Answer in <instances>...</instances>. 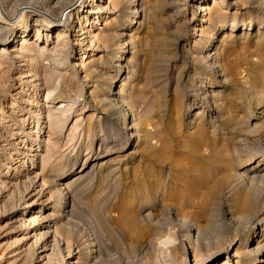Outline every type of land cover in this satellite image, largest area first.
<instances>
[{"label":"bare ground","instance_id":"bare-ground-1","mask_svg":"<svg viewBox=\"0 0 264 264\" xmlns=\"http://www.w3.org/2000/svg\"><path fill=\"white\" fill-rule=\"evenodd\" d=\"M253 4L259 10L264 8V0H212L211 4L210 0H0V16L10 18L18 11L22 14L14 30L5 32V28L0 26V84L3 85L5 80L3 76L7 66L4 65H12V60L19 58V63L15 62L18 69L22 66L29 70L19 73L21 83L13 92L9 106L13 110H23L32 115L29 119L33 118L28 121L13 114L4 122V115L9 112L5 108L0 112V136L8 133V130L12 134L9 139L0 137V142H5L3 146L0 144V151L9 146L16 153V156L10 155V152L8 154L17 165H5L6 171H0V190L10 192L8 196L11 198L6 196L10 203L8 209L17 212V228L23 235L15 238L19 245L15 250L16 264H104L99 261L104 242L99 244L93 240L86 244L85 258L78 257L76 262H72L74 243L66 238V253H63L60 233L65 231V236H73V228L68 221L75 216L76 210L68 209L66 193L90 174L95 166L99 165V169L106 166L110 159H103L105 155L118 153L140 142L145 148L141 165L132 171L135 184L132 190L136 191L132 194V200L118 207L114 215L106 210V202H101L102 206H98L99 200L95 202L92 199V202L90 199L86 203L93 221H97L95 226L99 225L102 231L106 230L117 240L122 246L123 256L144 260L142 264H216L222 257L220 253L226 251L225 261L221 264H260L263 261L264 153L257 150L251 156L241 155L239 161L242 163L255 160L253 167L243 171H238L235 167L237 163L225 167L223 164L231 158V151L222 149L217 138L222 130L229 134L230 126H237L238 119L244 120V114L248 113L249 107L244 106L243 98L232 96L241 87L236 81L240 74L238 62L226 58L221 63L218 58L235 37L246 36L247 39L258 28L257 42L264 38V32H261L264 18L250 9L254 7ZM108 12H119L116 14L121 18L119 22L115 18L110 23V18L104 16ZM101 19L105 20L104 24ZM0 23H6L5 19ZM143 26L159 34L158 38L155 37L157 45L154 48L158 57L151 53L154 60H150L154 79L150 78L152 83L148 79L147 85H153V81L162 83H159L160 87L175 83L172 97L169 93L170 98L163 97L165 89L161 92L159 87L160 90L153 88L145 92L143 87L141 90L136 84L130 85V76L126 77L130 73L134 75L137 70H131L129 66L134 54L138 55L136 48L141 43L138 33ZM163 31L173 35V38L168 36V40L172 38L167 40L168 45L163 38H167V34L162 36ZM191 39H194L193 48H188ZM249 40H244L243 45ZM115 44L118 49L116 59L120 62L115 64L116 75L106 73L104 78H108V82L104 81L107 83L92 86L90 99L95 109L86 121L80 118L83 112L76 114L74 120L72 116L76 112V104L84 96L90 81L102 72L99 66L104 62L102 58H94V53L114 49ZM9 47L11 49L7 50ZM150 49L152 51L153 47ZM165 51L169 52V56L164 55ZM130 52L131 59L126 61V53ZM111 55L109 53V57ZM197 62H205V67H195ZM177 68L179 71L175 74ZM186 69L188 75L192 74L191 88L201 91L198 101L189 107L197 106L191 115L190 111H184L191 101V98L185 101ZM258 71L252 70L253 79L264 72ZM81 73H84L82 80ZM118 77L121 79L117 80ZM187 83L190 84L188 80ZM225 86L229 89L228 93L222 92ZM164 92H167V88ZM32 93L37 95L35 99ZM258 94L259 101L251 105L247 114L249 118L243 121L248 128L251 127V123H248L250 119L255 121L261 118L259 113L263 109L264 88ZM88 105H85L86 110L90 108ZM98 110L105 114L103 118L99 117ZM14 120L16 126L20 127L25 126L23 120H26V132H14L17 128H12L13 124L9 123H14ZM186 122H191V126L184 132ZM46 128L48 138L44 135ZM66 128L65 146L73 147L70 154L62 152L57 140H53L54 135L63 136ZM16 134L19 136H14ZM78 134L80 137L86 136L83 154L74 150L73 143ZM175 135L179 137L178 140ZM95 142H99V152L94 151ZM20 148L24 150L20 151ZM189 148L195 160L187 162V165L181 162L176 150L181 152ZM55 161L63 162L60 170H56ZM121 161H126V158ZM40 163L41 170L38 169ZM11 169L17 176H11ZM21 171L25 172L22 176L19 175ZM116 171L118 167L107 173ZM215 172L224 175L227 182L219 186L215 177L210 180ZM99 176L102 178L103 175ZM38 179H41V183ZM51 184L56 185L57 190L50 188V196L42 201V205L35 206L40 201L37 198L32 202L27 201L32 187L41 195L47 192L48 188L45 187ZM38 186H41L40 189ZM56 192H59V199L49 208L52 211L44 215L47 205L44 203L52 200ZM17 196L20 203L12 201V197ZM6 199L4 205L8 202ZM239 199L243 204L238 205L245 210L242 214L236 210ZM220 211H225L234 225L232 238L230 235L226 238L219 232L217 222ZM41 219H48L49 225L55 220L54 225L57 226L52 231L38 234ZM202 220H206L205 223ZM252 225L262 230L261 235L237 236L239 233L244 236L245 229ZM100 236L98 240H104ZM31 237H35V240L28 246L26 241ZM186 243L191 250L192 260L190 252L180 254ZM237 243L239 245L232 256L229 250ZM91 246L98 247L92 249Z\"/></svg>","mask_w":264,"mask_h":264},{"label":"rangeland","instance_id":"rangeland-1","mask_svg":"<svg viewBox=\"0 0 264 264\" xmlns=\"http://www.w3.org/2000/svg\"><path fill=\"white\" fill-rule=\"evenodd\" d=\"M211 3H212V0H210V4ZM21 6H22V4L19 7H21ZM1 7H2V5H1ZM250 9L253 10L254 12H257L260 17L264 18V8L259 10L258 7L256 5H254V7L250 8ZM112 13L113 12H108L107 14L104 13V16L107 19H109V18L111 19L112 18L111 20L110 19L108 20V21H110V23L115 18H116V21L118 20V22H119V19H121V18L117 17V15H116V14H119V12L118 13H113V14ZM0 17H1L0 20H4L5 19V21H6V23H0V26L4 27L5 28V32H6L9 29L12 31V30H14L17 27L16 24H18L21 21L22 14H21V12L18 11L16 14L11 15L10 18H4L3 15H1ZM101 21H102L103 24L105 23V20L101 19ZM146 23L147 22L145 21V24ZM136 26H138V25L136 24ZM148 26H149V24H147V27ZM99 27H101V26H99ZM143 28H144V26H143ZM143 28L141 29L142 31H139V33H138V35H139L138 39L140 38V40H141V41L139 40L141 42L140 44L137 43V44H139V46L136 48L139 51L138 55H136V53L134 54V56L132 57V60H133V58H134V60L131 61L130 66H129V69H131V70L133 68H136L137 70L135 71V73L136 72L137 73L136 74L134 73V75L132 73H130L131 75L128 74V75H126V77L130 76V80H129V81H131L130 85H131V83L134 84V85L136 84V87L140 86L141 90H142V87H143V89H144L143 91L148 92V90H149V92H150V90H152L153 88H156V89L158 88L159 89V87L162 85V83H160V82H155L154 83V81H153V85L151 84L152 80L154 79V76H152L151 71H150V70H153L152 64L150 65L151 61L153 62L154 57L155 58L158 57V55H156L157 52H156V50L154 48L157 45L156 39L158 38L157 35H159V34L156 35V33L152 32V31H148L147 28H144V29ZM261 28H262L261 32H264V26H262ZM257 30H258V28L256 30H254L253 33L247 39H246V36L244 38H241L239 36L235 37L234 38L235 40L230 42L231 45L226 47V49L224 50L223 54H225V55L221 54V55H219V58H218L221 63L224 62V60H226V58L233 59L236 62H238V69L240 70V74L238 75V78L236 79V81L238 82V85L241 86V87L237 91L235 90L236 93H234L232 96L234 98H237L238 96L241 99L243 98L242 100H243L244 106L249 107L248 113L251 110V107H252L251 105L253 103H255L256 101H259V98H258L259 94L258 93L260 92V90H262L264 88V72H263L264 71V38L260 39L257 42V40L259 39L258 35H257ZM149 33L151 34V36H150ZM163 34H167V38H165L166 37L165 35H164L165 37H163V38L165 39L164 41L167 42V45H168V43H169L168 41H170V39L173 38V35L168 33V31H163L162 32V36H163ZM168 34H170V35H168ZM152 35H153V37H152ZM168 36L172 37V38H170L168 40V38H169ZM155 37H157V38H155ZM145 38H147L146 39L147 41L145 40ZM249 38H250V40H249ZM33 39H35V38H33ZM149 40H151V41H149ZM191 40L192 41H189L188 44H187L188 48H193L194 39H191ZM244 40H249V41H247V43L243 45L242 42H244ZM150 42H152V43H150ZM165 42L163 44H166ZM115 43L117 44V41H115ZM16 44H19V42L16 43ZM148 44H149V46H148ZM47 46L48 45H46V47ZM151 46L153 47L152 51H150L151 50L150 49ZM11 47L7 48V50L11 49ZM116 48H117V45L114 46V49L113 48L110 49L111 51L110 50L107 51V49L106 50L103 49V50H97L94 53V55H93L94 58L99 59V60L102 58V61L104 62L102 64L100 63V66H99L100 67L99 69H101L102 72H101V74L100 73L97 74V76L94 79L95 81L94 80L90 81V84L86 87V91L84 92V96H82L80 101L76 104V112H74V114L72 116V118H74V120L77 118L76 114H79V113L83 112V113H81L80 118H81V120H85L86 121V118L91 114V111H93V109H95L94 108L95 104L93 102H91L92 99H90V90L92 89V86L95 85V84L98 85V86L99 85L101 86V85H104L105 83H107L108 82V78L107 79L104 78V76L107 75V74H110L112 76L116 75L117 71H116L115 64L120 63L116 59V54H117V51H118V49H116ZM128 48L129 47H127V49ZM0 52H1V46H0ZM149 52H150V55H149ZM192 52H194V51H192ZM109 53H112V55L110 57H109ZM151 53H152V56H154L153 58L151 56ZM97 55H98V57H97ZM100 55L101 56L103 55V56L101 57ZM164 55H166V56L168 55L169 56V52L165 51ZM126 56H127L126 61L131 59V56H132L131 52L130 53H126ZM149 56H151V57H149ZM93 57H91V58H93ZM151 58H152V60H151ZM19 60H20L19 58H16V59L12 60L14 62V64L12 63V65H8V64L4 65V66H7V67H5V71L6 72H5V75L3 76L4 79H5L4 80L5 84L4 83H2L3 85L0 84V91H1L0 92V112H1L2 108H5L6 111L9 112V114L4 115V120H3L4 122L9 120L10 118H12L13 114H14V116L19 117V118H24L25 117L28 121H31L33 119V118L29 119V117H31L32 115L25 113V111H23V110L21 111L18 108H17V110H15V109L13 110V108H11L9 106V104H10L9 102H11L13 92L15 93L16 88L19 87V85L21 83V78H19V73L29 70L28 68H25V67H22V66H20L19 67L20 69H18L17 64L19 63L18 62ZM15 62L17 63L16 65H15ZM135 62H137V63H135ZM200 63H198V62L195 63L196 64L195 67H198V68L205 67V64H206L205 62L203 64H202V62H200ZM189 64H191V63H189ZM147 65H148V67H147ZM178 65H180V64H178ZM146 67H147V69H149L150 67L151 68L147 71ZM258 68H260V69H258ZM253 69H255L256 71L259 70L258 72H260V73L263 72V74L258 76L256 79H253L252 78L253 76H252V73H251ZM126 70L127 69L125 68V74L127 72ZM1 71H2V69H1ZM178 71H179V68L176 69V73L175 74H177ZM187 71H188V69H186L184 71V75H185L184 80L186 81V82H184L185 83L184 84V88L187 91V93H186L187 96L185 95V99H186L185 101H187L188 98H191V101L192 100L193 101L192 102L190 101V104L185 106L184 111L186 110L185 113L190 111V115H191L193 113V111H195V107H197V106H194V107H192L190 109H189V107H191V105L195 104V102L198 101L197 99L199 98V96L201 94L200 93L201 91L191 88L192 87L191 83H192V79L193 78H192V74L188 75ZM147 73L148 74L150 73V75L148 76ZM1 75H2V73H1ZM83 75H84V73L80 74V80L83 79ZM186 75H188V76H186ZM196 76H197L196 80L198 81L199 74H197ZM98 77H99L100 80L98 79ZM119 79H121V78L118 77L117 80H119ZM96 80H97V82H96ZM104 80H106L107 82L104 81ZM117 80H116V82L120 83ZM147 80L149 82L151 80V83H150L151 86H150V84L147 85L149 83ZM187 80H188L189 83L190 82L191 83L188 84ZM233 84L234 83H232V85ZM174 85H175V83L170 82L168 86L166 85L167 87L166 86H162L164 88L160 87L161 88V92L164 89H165L164 91H166V88H167V92L163 91V93H162L163 97L166 96V97L170 98V94L174 90ZM257 85H258V87H257ZM145 86H148V87L150 86L151 88L150 87L147 88ZM153 86H155V87H153ZM145 88H147V89H145ZM210 90H212V89H210ZM228 90L229 89H228L227 86L222 88V92L223 93H228ZM29 92H32V90H30ZM242 92H243V94H242ZM34 94L35 93H32V95H34ZM35 96H37V95L35 94L33 99L36 98ZM171 97H172V94H171ZM89 103H90V105H88ZM85 105H88L90 108H88L86 110V108H85L86 106ZM3 106H6V107H3ZM83 108H85V109L83 110ZM262 108L263 109H260L261 111L259 113V115H261L260 119H257L255 121H253V119H250L251 121L249 120L248 123H251V127L248 128L247 127L248 125L243 124L244 123L243 121L245 119L249 118V115H247L248 113H246V114H244V120L241 119V118L238 119L240 122L239 121L237 122V126H233V125L230 126L229 130H231L232 132L230 131L229 134L225 133L226 131H223V130H222V132L221 131L219 132V134L217 135V138L220 140L219 141V143H220L219 145L222 146V149H228V150L231 151V152L229 151L230 155H231V158L225 164H223V166L228 167V165L231 166V164L233 166V164L237 163L235 167H237L238 171H243L246 168L253 167L255 160H252V161H250L248 163L247 162L246 163H242V161H239V158H241L242 156H246V155L247 156H251L257 150H260V152L264 153V119H263L264 118V101H263V104H262ZM33 109H35V108H33ZM98 111H97V113H98L99 117L103 118V116H105V114L102 113L101 111H99V112ZM10 112L12 113V115H10L11 114ZM113 119H115V118H113ZM23 121H24V124L26 123L24 127H20L19 125L16 126L15 120H14V123L11 122V121L9 122L10 125L13 124L12 128L14 126L17 128V129H15L14 132H16V133L19 132V131L22 132V133L26 132V130L28 128V122L26 120H23ZM188 121H189V118H188ZM260 122H261V124H260ZM190 123L191 122H186V124L184 125V132L187 131V129L191 126ZM1 125H2V123L0 122V126ZM243 126H244V128H243ZM236 127H238V128H236ZM239 128H240V130H238ZM24 129H26V130H24ZM45 131H46V133L44 135L48 138L49 134L47 133V131H48L47 128H46ZM238 131H240V132H238ZM236 132L238 133V135H237ZM66 134H68L67 128L65 129L63 136L54 135L55 137L53 136V140H55V141L57 140L56 142H58V148L62 152L66 151L65 153L70 154V151H71V149L73 147L67 148V145L65 146V142L67 140V138H66L67 135ZM11 135H12L11 131L8 130V133H6L5 135H2L0 137L2 139L6 138V137L9 139V137L11 138ZM232 135L234 137H232ZM14 136L17 137V136H19V134H16ZM178 138L179 137L176 136L177 140H178ZM233 138H237V140L233 139ZM135 139H136V137H135ZM223 139H226V141H225L226 143L223 141ZM76 141H77V145H76ZM236 142H237V144H236ZM3 143H5V142H3V141L0 142L1 146H3L2 145ZM85 143H86V136L80 137L79 134H78V136L76 137V139L74 140V143H73V144H75L74 145L75 146L74 150H76L77 152H79L81 154L85 153V149H86L85 148ZM235 144H236V146H235ZM230 146H232V148ZM229 147L231 149H229ZM236 147H237V150H236ZM144 148H145L144 144L140 142V143L135 144V145L134 144L129 145L127 149L125 147V149H122L118 153H109V155H105V157L103 159H105L106 161H108V159H110L109 163H107L106 166H104L102 169H99V167H100L99 165L97 167L95 166V169L92 170L90 174L85 175L81 180H79L76 183L77 185L75 184V186H73V188L71 190H67V193H66L67 197H66L65 200L67 201L68 209H71V208L76 209L75 210V216L70 221H68L69 222L68 224H70L69 226L71 228H73V236L71 234V235H68L69 236L68 237L67 234H66V236H67L66 237L65 236L66 232L65 231H61V233H60L61 237L59 239H60V243H61L60 247H61V249H64V252H63L64 254L66 253V251H65V247H66L65 240H67L66 238H69L68 240L72 241V243H74L73 244V248H72L73 249L72 250L73 257H72V260H71L72 262L73 261L76 262L78 257H84L85 258V255L87 254V252H86L87 251L86 250L87 249L86 248V244L90 243L93 240L94 241H98L99 244H100V242H101V244H102V242H104V246L101 245L102 255L100 257L101 260H99L100 262H104V264H142V262L144 261V260L140 261V259H135L136 257H132L130 259H127L125 256H123L122 246L120 244H118L116 239L112 238V236L109 234V232H107L106 230L102 231L100 229L99 225H98L99 228L97 226H95V223L97 221L96 222H95V220L93 221V217H91L92 215H90V212H89L90 210L87 208L88 206L86 205L87 201L89 202L90 199H91V201L93 199V201H95V202H97L99 200L97 202L98 206H102L103 205V204H101V202L102 203L106 202V205H105L106 206V210H110L113 213V215H114L115 213L117 214V210H118L117 208L118 207H122L129 200H132V198H133L132 194L136 193V191L132 190L134 188V186H135V184L133 183L132 171L134 170V168H137V167H139L141 165V160H142L141 156L144 153ZM4 150L0 151V171H2V170L6 171L5 165L6 166L9 165V164L10 165H17L15 162H13L11 160V158H9V154H8L10 152V155L16 156V153L14 152V150L11 149L9 146H7L6 149H4ZM22 150H24V148H20V151H22ZM238 150H239V152H238ZM94 151H96V152L100 151L99 142L98 143H96V142L94 143ZM176 152L178 153L177 155L179 156L181 162H183V163L187 164V162L190 163L191 161L195 160L194 157H193L194 155L191 153L192 152L191 148L187 149L186 151H181V152L176 150ZM190 155H192V156H190ZM124 158H126V161H121ZM81 161L82 160L79 161L80 164H81ZM39 162H41L40 159H39ZM54 163H55L56 170H60L63 167V162L62 161H58V162L55 161ZM116 167H118V171L111 172L110 174L107 173L109 170L114 169ZM38 169L41 170V163H40V166H39ZM24 173L25 172L21 171V174H19V175L22 176ZM222 173H224V172H222ZM10 174H12L11 175L12 177L13 176H17V173H15V171H13V169L10 170ZM99 175H101V176L103 175L102 178ZM56 176H57V172H56ZM214 177L216 178L217 184L219 186H221L225 182H227V180L224 177V175H221V174L218 175L217 172H215L213 174V176L210 178V180H213ZM38 180H39V183H41V179H38ZM190 181H192L191 178H190ZM39 183H37V184H39ZM40 187L38 186V189H40ZM45 188H48L46 190L47 192L39 195L38 193L35 192L37 190H33V187H32L31 188V192L26 197L27 201L28 202H32L35 198H37L40 201H38V203L35 206L42 205V201L43 200L46 201V199H48V196H50L48 191L57 190L56 185H53V184H51L49 187H45ZM50 188H51V190H50ZM6 190H3V192H2V190H0V264H10V263L11 264H16L17 262L14 261V259H15L14 258L15 257V250L18 248L19 245L17 244L18 242L17 243L15 242V238H17L18 236L23 237V235H22V231L17 228V226L19 224L18 220L16 219V218H18L17 212L14 213V212H12L11 210L8 209V207L10 205L9 199L11 197L9 198L8 195H9L10 192L9 191L6 192ZM6 196H8L9 199H6ZM94 198H95V200H94ZM5 199L8 202L5 201L6 204L4 205V200ZM58 199H59V192L58 193L56 192L55 195L53 196L52 200H49V202L47 201L46 203H44V204H47L46 207L44 206L45 207L44 215L45 214L47 215L49 212L52 211L49 208ZM12 201L16 202V203H20L19 196L15 197L14 199L12 197ZM238 203L240 205H242L243 204L242 199L241 200L239 199L237 201V208H236L238 214H242L245 211L244 207L240 208ZM218 216L219 217H218V222L217 223L219 225L218 226L219 232H221V234L224 237H226V238L229 235H230L229 236L230 238H232V236L234 237V235H233L234 231H232L234 229V225L229 220V217L225 213V211H220ZM54 221L55 220L51 221V223L49 225L48 224L49 223L48 219L47 220L41 219V221H40V223L38 225V228H37V233L39 234V233H41L43 231H47V230H51L52 231V230H54V228L57 226V225H54ZM202 221L205 223L206 220H202ZM92 224H94V226ZM100 231H101V234H99ZM261 231L262 230L259 229V228L257 229V227H255V225H252V227H248V228L245 229L244 236H243V234L241 235V233H239L237 236L238 237L241 236L243 238V237H249L251 235H255L256 233L258 235H261V233H262ZM103 234L106 236V238H105V236H103ZM96 235H98V236L102 235L103 236L102 238H104V240L103 239H102L103 241L101 239H100L101 241L98 240L99 238H101V236L98 237ZM108 236L109 237L111 236V237L109 238ZM96 237H97V239H96ZM70 239H72V240H70ZM34 240H35V237H31V238L27 239V241H26L27 245L29 243H30L29 245L33 244ZM238 245H239V243L234 245V247L229 250L230 255L233 256V254H234V252H235V250H236ZM97 247L98 246H96V247L95 246H91L92 249H96ZM184 252H186V253L190 252V260L193 259V256L191 254V250L189 249V245L187 243L184 244V247H182V249L180 250V254H183ZM13 253H14V255H13ZM225 253H226V251L220 253L221 254L220 256H222V257L219 258V260L217 261L216 264H221V263H223L225 261V255H224ZM84 258H82V260H84ZM71 264H74V263H71ZM191 264H193V262ZM260 264H264V258H263V261Z\"/></svg>","mask_w":264,"mask_h":264}]
</instances>
